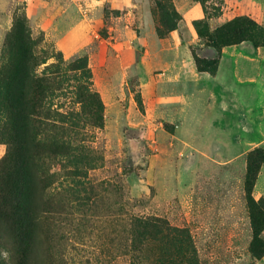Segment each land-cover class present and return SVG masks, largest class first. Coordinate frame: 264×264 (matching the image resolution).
Returning a JSON list of instances; mask_svg holds the SVG:
<instances>
[{"label": "rangeland", "instance_id": "1", "mask_svg": "<svg viewBox=\"0 0 264 264\" xmlns=\"http://www.w3.org/2000/svg\"><path fill=\"white\" fill-rule=\"evenodd\" d=\"M172 2L178 28L160 38L154 0H0V73L20 56L36 74L86 66V92L52 107L80 116L40 131L31 152L29 221L16 231L0 216V264H264L249 207L264 203V162L246 187L249 155L264 153V65L241 56L264 45L216 36L238 18L264 29V0ZM18 22L34 49L16 48ZM228 48L236 63L222 68ZM194 56L218 60L217 73Z\"/></svg>", "mask_w": 264, "mask_h": 264}, {"label": "trees", "instance_id": "2", "mask_svg": "<svg viewBox=\"0 0 264 264\" xmlns=\"http://www.w3.org/2000/svg\"><path fill=\"white\" fill-rule=\"evenodd\" d=\"M154 3L158 21L156 31L160 38H165L177 30L180 16L172 0H154ZM14 33L18 37L17 49L25 51L34 49L33 39L23 23H16ZM226 33L239 35V38L221 42L223 47L243 42H253L258 48L264 45V29L246 19H235L224 28V31H217V40L229 36ZM255 34L260 35L259 40L255 38ZM194 58L200 72H208L212 75L217 73L218 60L209 62L198 56ZM28 59L27 56L9 59L8 73H0V80L3 78L5 82V86L0 90V142H5L8 146L7 154L0 162V166L5 171L0 186V204L4 206L0 216L9 224L12 222L11 226L16 231H21L30 219L28 211L23 206L22 197L24 185L28 181L26 169L35 156L31 155V152H34L37 136L43 129H64L59 125L60 121L65 124L68 123L66 120L80 116L74 111L66 110L62 113L60 110H53L54 101L68 95L80 98L82 93L86 92L83 80L86 76V66L82 60H79L74 67L70 66L68 70L54 66L52 72L47 75L46 72L36 74V70H25ZM214 62L215 66L212 67ZM71 72H75L73 78ZM59 147L64 151L71 149L67 139H63ZM263 162L264 153L261 150L253 151L248 157L246 187L249 192L255 185ZM8 172H16L15 177ZM249 207L254 230L253 250L255 256L260 257L264 253V241L261 238L264 227V203L261 205L251 199ZM18 237L27 245V235ZM2 258L0 251V260L4 262Z\"/></svg>", "mask_w": 264, "mask_h": 264}, {"label": "crops", "instance_id": "3", "mask_svg": "<svg viewBox=\"0 0 264 264\" xmlns=\"http://www.w3.org/2000/svg\"><path fill=\"white\" fill-rule=\"evenodd\" d=\"M151 38H152L153 41H155V40H159L160 41V39H158V37L156 35L155 36H152ZM237 48H244V47H243V45H241L240 47H237ZM230 50L231 49L228 48V49H225L223 51L222 62H221L222 68H223V64L225 63V61L226 60L228 61L230 57L231 58L234 57L235 59H234V62L233 63L234 64L236 63L237 57L236 56H231V54H234V53H231ZM263 50H264V47H263ZM245 53L246 54H243V55L241 54L242 58H248L250 60H256V62L258 61V67H259V69H261V67H263V65H264L263 64V62H264V51H261L260 53H257L255 55H252L249 52H245ZM227 55L229 56V58H227ZM228 71L229 72H228V75H227V77H228L227 83L229 84V83H232V82H238L239 81V75H238L236 69H230ZM222 72H223V70L220 68V71L218 72L217 76L212 77L211 82L213 84H218V83H221L222 82V81H220L221 78H222ZM221 85H222V83H221Z\"/></svg>", "mask_w": 264, "mask_h": 264}]
</instances>
